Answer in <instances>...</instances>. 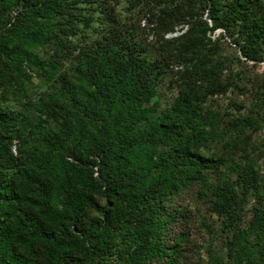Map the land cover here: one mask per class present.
<instances>
[{
	"label": "trees",
	"instance_id": "obj_1",
	"mask_svg": "<svg viewBox=\"0 0 264 264\" xmlns=\"http://www.w3.org/2000/svg\"><path fill=\"white\" fill-rule=\"evenodd\" d=\"M250 63L264 0H0V264H187L190 193L264 264Z\"/></svg>",
	"mask_w": 264,
	"mask_h": 264
},
{
	"label": "rangeland",
	"instance_id": "obj_2",
	"mask_svg": "<svg viewBox=\"0 0 264 264\" xmlns=\"http://www.w3.org/2000/svg\"><path fill=\"white\" fill-rule=\"evenodd\" d=\"M119 8L123 11L125 8V3H122ZM141 32H143L144 35H140L143 36L144 39H147V43L153 42L152 35H149L148 30ZM174 35L175 34H170L168 37H172ZM227 53L231 54L232 52L230 49H228ZM249 65L251 67L249 73L252 78L264 79V63H260L255 67L253 66V63H250ZM215 99L221 103L222 108L228 106L230 99L244 101L247 106L251 101V95H242V93H237L235 95L228 92L227 95L217 96ZM253 138L257 142H260L258 144L260 149L259 151L262 152L260 153V166L262 174L264 175V143L261 144L264 142V127L261 131L256 132L253 135ZM180 203L182 207L187 209V215L189 219V223L184 227V229L189 230L188 245L186 246L187 252L185 254L186 262L187 264H206L208 260V248L211 249V251L218 253L221 252V239L219 237L220 234L218 235L217 233L220 229V222L218 221L217 216L208 210L207 206L203 205L201 201L196 199L195 194L190 193L185 196L183 195ZM179 231L180 228H178L176 232Z\"/></svg>",
	"mask_w": 264,
	"mask_h": 264
},
{
	"label": "built area",
	"instance_id": "obj_3",
	"mask_svg": "<svg viewBox=\"0 0 264 264\" xmlns=\"http://www.w3.org/2000/svg\"><path fill=\"white\" fill-rule=\"evenodd\" d=\"M175 35L174 36H176V35H179L180 33H174Z\"/></svg>",
	"mask_w": 264,
	"mask_h": 264
}]
</instances>
